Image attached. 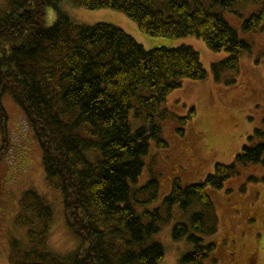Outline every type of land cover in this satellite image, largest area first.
Instances as JSON below:
<instances>
[{"label": "trees", "instance_id": "trees-1", "mask_svg": "<svg viewBox=\"0 0 264 264\" xmlns=\"http://www.w3.org/2000/svg\"><path fill=\"white\" fill-rule=\"evenodd\" d=\"M61 1L8 0L0 11V156L8 142L3 97L9 95L32 128L45 174L56 180L65 224L79 246L62 258L45 248L52 208L26 191L19 222L29 227L30 244L19 250L13 241L11 262L159 264L165 250L153 238L178 208L186 219L174 224L172 239L191 246L178 264H204L216 248L205 239L218 230L207 188L221 189L241 166L264 168V142L244 145L233 163H216L202 182L184 186L175 179L161 204L149 209L157 198V179L133 185L143 171L150 140L166 146L154 117L183 80H203L207 72L190 46L146 50L114 25L76 23L60 9ZM69 1L88 10L122 12L153 37L195 36L211 51H225L226 58L211 64L217 80L225 70L237 72L240 55L250 50L214 10H231L236 0ZM48 9L55 13L50 25L45 21ZM241 28L264 30V0Z\"/></svg>", "mask_w": 264, "mask_h": 264}, {"label": "rangeland", "instance_id": "rangeland-1", "mask_svg": "<svg viewBox=\"0 0 264 264\" xmlns=\"http://www.w3.org/2000/svg\"><path fill=\"white\" fill-rule=\"evenodd\" d=\"M261 1L253 4L252 0H236L231 10L214 9L250 44V50L240 55L239 70H225L218 80L211 64L226 58L227 53L211 51L200 38L153 37L142 33L122 12L108 8L88 10L69 0L60 2V9L76 23L114 25L146 50L190 46L199 54L207 72L203 80H183L181 86L166 97L154 117L166 146L159 147L150 140L148 154L143 158V171L133 185L138 188L152 177L157 179V198L148 204L149 209L161 204L175 179L184 186L202 182L213 172L216 163H233L244 145L264 142V30L256 28L246 32L241 28L243 19L258 11ZM7 2L0 0V11ZM45 21L49 25L55 21L52 9L47 10ZM3 107L8 116V142L0 156V264H13V241L18 242L19 250L30 244L29 227L19 222V215L23 213L20 200L26 191H34L52 208L45 248L54 256H68L78 248L79 242L65 224L63 199L56 180H49L45 174L42 152L22 110L9 95L3 97ZM133 118L134 111H131L129 119ZM135 129L132 126V130ZM263 176L261 165L247 164L221 189L207 188L217 215L218 230L205 239L216 248L204 264H264ZM173 214L153 238L165 250L159 264H178L180 256L191 249L186 240L172 239L174 224L186 219V214L178 208Z\"/></svg>", "mask_w": 264, "mask_h": 264}]
</instances>
